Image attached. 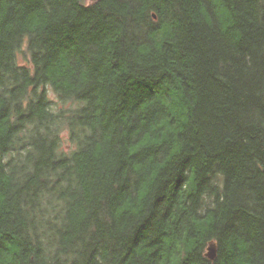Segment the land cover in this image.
<instances>
[{"label": "trees", "instance_id": "trees-1", "mask_svg": "<svg viewBox=\"0 0 264 264\" xmlns=\"http://www.w3.org/2000/svg\"><path fill=\"white\" fill-rule=\"evenodd\" d=\"M0 264H264V0H0Z\"/></svg>", "mask_w": 264, "mask_h": 264}, {"label": "water", "instance_id": "water-1", "mask_svg": "<svg viewBox=\"0 0 264 264\" xmlns=\"http://www.w3.org/2000/svg\"><path fill=\"white\" fill-rule=\"evenodd\" d=\"M206 256L209 259H214L217 256V245L214 241L210 242L207 248Z\"/></svg>", "mask_w": 264, "mask_h": 264}, {"label": "rangeland", "instance_id": "rangeland-1", "mask_svg": "<svg viewBox=\"0 0 264 264\" xmlns=\"http://www.w3.org/2000/svg\"><path fill=\"white\" fill-rule=\"evenodd\" d=\"M87 1L91 2L92 0H87ZM25 50H26V47H24L23 51L19 55V60L21 63L25 62L26 58L28 57V55H25Z\"/></svg>", "mask_w": 264, "mask_h": 264}]
</instances>
